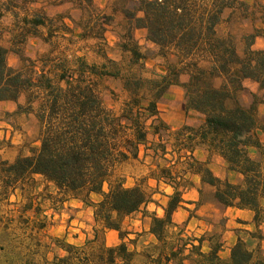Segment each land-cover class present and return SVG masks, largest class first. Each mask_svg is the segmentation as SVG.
<instances>
[{
    "label": "trees",
    "instance_id": "1",
    "mask_svg": "<svg viewBox=\"0 0 264 264\" xmlns=\"http://www.w3.org/2000/svg\"><path fill=\"white\" fill-rule=\"evenodd\" d=\"M132 1L134 9H123L126 17L134 20V27L147 31L148 38L158 48L157 54L175 57L155 86L154 98L144 108H140L139 100L134 97L116 116L95 87L84 82L81 73L75 75V81L61 73L58 81H64V85L46 75L42 82L35 80L22 69L8 65V50L0 44V101H16L20 93L34 88L45 93L43 109L37 113L42 126L39 145L28 155L0 161V193L6 195L7 189L22 186L31 176L40 175L61 195L92 205L94 220L103 231H115L120 240L114 246H102L95 253H86L55 239L65 255L54 254L50 260L42 258L37 263L28 260L23 264H129L135 251H129L124 242L129 232L123 229V221L137 212L143 218L149 215L148 231L157 241L158 252L145 255L152 264L221 263V243L211 241L208 252H203V236L175 234L178 245L166 247L167 229L177 228L173 215L186 203L183 194L187 187L179 189V182L163 179L173 192L162 205L143 186L127 187L122 181L111 179L117 159L136 155L137 143L146 138L141 122L144 111L156 116L157 99L171 85L182 89L185 112L193 111L201 116L196 127L183 126L187 130V142L210 153L216 152L229 171L238 173L240 180H222L193 156L189 172L198 175L201 184L213 188V197L222 206L250 210L256 226L250 234H259L255 237L260 238L259 227L264 225V116L258 114L254 93L249 104H243L240 95L246 90L243 85L246 79L264 89V50L251 47L259 32L256 28L243 36L242 52L237 50L232 33L223 35L218 31L222 22L231 24L242 17L245 3L241 0ZM234 16L236 19H232ZM24 20L33 27L44 23L40 18ZM142 56L132 49L134 59ZM182 75H186L185 81L180 79ZM120 128L133 132V139L124 140L123 149L118 147ZM91 195L100 199L93 203ZM149 203L160 207L162 215L149 212L146 209ZM4 254L0 246V264L15 263ZM227 264H264V258L255 256L254 250L238 237L230 247Z\"/></svg>",
    "mask_w": 264,
    "mask_h": 264
},
{
    "label": "rangeland",
    "instance_id": "2",
    "mask_svg": "<svg viewBox=\"0 0 264 264\" xmlns=\"http://www.w3.org/2000/svg\"><path fill=\"white\" fill-rule=\"evenodd\" d=\"M249 1H243L242 17L237 20L234 16L232 19L236 20L231 24L222 22L218 27L220 34L232 33L239 52L244 48L243 36L256 31L255 28L259 32L251 47L264 50L256 41L257 37L264 39V5L262 0ZM134 8L132 0H0V44L8 50L10 67L22 69L40 82L45 75L59 82L61 73L75 81V75L81 73L84 82L95 87L104 104L117 116L134 97L144 108L154 98L155 86L175 60L170 53L165 57L157 54L158 48L147 31L134 27V20L126 17L123 9ZM24 18H40L44 23L33 27ZM132 49L143 56L134 59ZM180 79L185 81L187 77L182 75ZM59 84L64 85V81ZM243 85L246 90L240 101L249 104L254 93L258 114L264 116V89H259L251 79L244 80ZM44 100L45 93L34 88L20 93L16 101L0 103V161H13L38 147L42 126L37 113L42 111ZM156 111V116L144 111L141 122L146 138L137 143L136 155L117 159L111 179L120 180L127 187L143 186L162 205L173 192L163 179L179 182V189L187 187L185 193L188 190L189 193L183 194L186 203L173 215L177 228L167 229L166 247L178 245L175 234L203 236V251L211 241L220 242L222 254V243L236 236L254 250L255 256L264 258V225L260 238L255 237L259 234H250L255 231L252 227H234V213L214 199L211 186L197 183L189 172L192 152L203 147L187 142L183 126L196 127L201 116L185 112L182 89L169 86L157 99ZM180 118L185 122L182 125ZM127 138L133 139V132L120 128V149ZM192 146L193 150L187 154ZM194 159L204 162L222 180H240L238 173L229 171L216 152L208 151L206 160ZM181 179L186 182H180ZM5 193H0V246L4 248L3 256L11 258L14 264L28 260L37 263L42 258L50 260L54 254L65 255L55 239L86 253L120 242L116 232L103 231L94 220L92 205L61 195L40 175L31 176L22 186L9 188ZM99 199L98 195H91L93 203ZM146 209L162 215L161 208L154 203H149ZM148 216L143 218L137 212L123 221V229L129 232L124 242L129 251H135L129 264H152L145 255L158 252L156 238L147 229Z\"/></svg>",
    "mask_w": 264,
    "mask_h": 264
},
{
    "label": "crops",
    "instance_id": "3",
    "mask_svg": "<svg viewBox=\"0 0 264 264\" xmlns=\"http://www.w3.org/2000/svg\"><path fill=\"white\" fill-rule=\"evenodd\" d=\"M241 1H244L246 3L250 2L249 0H241ZM261 4L264 5V0H262ZM112 15L113 14H111V16ZM262 40H263V42H262ZM256 41L259 42L261 46H264V39L263 38L257 37ZM1 102H5V101H0V103ZM184 123H185L184 119L180 118V125H182ZM187 154H189L188 151H187ZM197 154L199 155L198 157H197ZM192 155L195 158H198L200 160H206V157L208 155V151L206 149H204V148H195V150L192 152ZM194 178H196L197 183L200 182V178H199L198 175L194 174ZM188 193H189V190H188V192H186L184 194V196H187ZM225 209L230 210L231 212L234 213V218H235V221L233 222V224H234L233 226L234 227H240V226L243 225V226H248L250 228L252 227V228H254V230L256 229L255 224L252 222L253 213L250 210H248V209H238V208H235V207H225ZM236 218H238L240 222H237ZM261 227L262 226H260L259 228H261ZM147 229H148V227H147ZM110 231H113V230H110ZM235 240H236V236H233L232 239H230L229 242H226L224 244L222 243L223 252H222V254H219V257L222 260L220 264H227V259H228V256H229V250H230V247L232 246V244L235 242ZM201 250L203 251V246L201 247ZM208 250H209V248L207 247L203 252H208Z\"/></svg>",
    "mask_w": 264,
    "mask_h": 264
}]
</instances>
